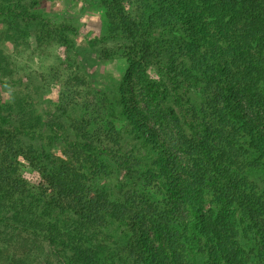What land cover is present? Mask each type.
Here are the masks:
<instances>
[{
  "label": "trees",
  "instance_id": "trees-1",
  "mask_svg": "<svg viewBox=\"0 0 264 264\" xmlns=\"http://www.w3.org/2000/svg\"><path fill=\"white\" fill-rule=\"evenodd\" d=\"M94 1L110 44L95 53L128 64L125 128L104 121L81 74L44 116L22 96L0 101V264H194L202 253L204 264H264V191L249 177L264 170V0ZM40 5L0 0V41L29 48L37 24V42L67 55L65 28L30 13ZM17 62L0 49V82H15ZM184 89L199 91L202 107L184 110ZM45 129L86 155L92 175L83 159L61 163L40 140ZM131 142L147 161L129 155ZM100 166L118 180L112 193L92 183Z\"/></svg>",
  "mask_w": 264,
  "mask_h": 264
},
{
  "label": "rangeland",
  "instance_id": "rangeland-1",
  "mask_svg": "<svg viewBox=\"0 0 264 264\" xmlns=\"http://www.w3.org/2000/svg\"><path fill=\"white\" fill-rule=\"evenodd\" d=\"M41 5L30 10V13L39 17L45 23L50 25H62L68 38L70 53L64 55L63 49L56 44L52 46L42 45L36 36L41 33L37 29V24H30L27 29L26 41L30 47H19L11 41L2 38L0 49L12 57L18 58L19 74L13 77L15 82H7L8 79L0 82V101L3 104H11L16 97L22 96L26 100H32L35 111L38 115L44 116L47 112L56 108L61 101V92L65 93L67 88L62 86L68 77H74L81 74L85 81L90 85L95 97L90 96L99 106L104 107L102 114L104 121H110L117 129L125 128V118L123 116L122 104V85L124 77L128 70V64L122 56L100 57L94 50L101 47H108L109 43H104L102 38L107 33L108 21L104 6L99 1L94 0H40ZM4 25L0 23V30ZM39 32V33H38ZM57 36L60 35L57 32ZM97 43V45H94ZM18 52L21 54L17 55ZM11 79V78H10ZM35 84H41L40 90H33L31 81ZM61 85V87H60ZM182 106L184 110L194 107H202L201 94L197 90H182ZM40 140L42 143H49L48 149L61 163H71L78 166V158L84 160V171L92 175L90 167H95L92 163L86 164V155L75 156V162L71 161L72 151L61 147L60 141H54L55 134H51L48 129L44 130ZM51 136V139L49 137ZM129 155L134 151L135 156H142L147 161L149 155L146 150H142L138 143H130ZM137 144V146L135 145ZM70 154V155H69ZM103 156H101L102 158ZM77 159V161H76ZM29 164L24 162L19 170L20 173L28 179L31 184L37 185L40 176L30 168ZM100 168H104L100 166ZM242 169V166L241 168ZM245 171V169H244ZM110 169L98 170L97 177L93 179V185L104 187L109 191L116 189L118 180L111 176ZM243 175L240 171L239 176ZM250 179L258 181L256 187L264 191V170L253 172ZM124 193V192H122ZM117 193L113 196L120 197ZM122 229L124 227L120 226ZM120 232L117 226L110 228L105 232V237L111 240ZM111 235V236H110ZM253 245L250 243L248 246ZM194 264H204L207 261L206 254L194 255Z\"/></svg>",
  "mask_w": 264,
  "mask_h": 264
}]
</instances>
